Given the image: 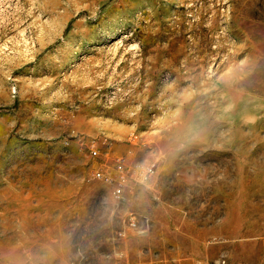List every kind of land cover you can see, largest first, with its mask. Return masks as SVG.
<instances>
[{
    "label": "rangeland",
    "instance_id": "374dc122",
    "mask_svg": "<svg viewBox=\"0 0 264 264\" xmlns=\"http://www.w3.org/2000/svg\"><path fill=\"white\" fill-rule=\"evenodd\" d=\"M0 264H264V0H0Z\"/></svg>",
    "mask_w": 264,
    "mask_h": 264
},
{
    "label": "built area",
    "instance_id": "2783aa9c",
    "mask_svg": "<svg viewBox=\"0 0 264 264\" xmlns=\"http://www.w3.org/2000/svg\"><path fill=\"white\" fill-rule=\"evenodd\" d=\"M92 154L95 156V155L98 154V151L95 150V149L93 148V149H92ZM119 168L122 169V165H120ZM94 176L97 177V178H104V179L106 178V176L104 175L103 171H100V170H97V171L95 172ZM122 178H123V176H122ZM106 179H107V180H110L109 177H107ZM120 185H121V186H119V187L116 188V193H117L118 195H122V192H123V188H122V187H123V183L120 182Z\"/></svg>",
    "mask_w": 264,
    "mask_h": 264
}]
</instances>
